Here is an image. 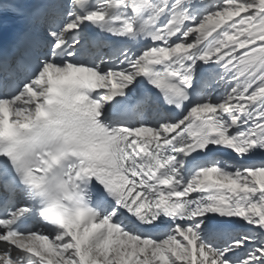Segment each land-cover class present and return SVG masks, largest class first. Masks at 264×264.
<instances>
[{"label": "snow or ice", "instance_id": "obj_1", "mask_svg": "<svg viewBox=\"0 0 264 264\" xmlns=\"http://www.w3.org/2000/svg\"><path fill=\"white\" fill-rule=\"evenodd\" d=\"M0 264H264V0H0Z\"/></svg>", "mask_w": 264, "mask_h": 264}]
</instances>
